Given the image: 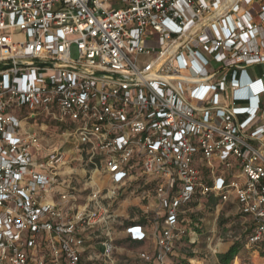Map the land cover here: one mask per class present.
I'll return each mask as SVG.
<instances>
[{
	"label": "built area",
	"instance_id": "1",
	"mask_svg": "<svg viewBox=\"0 0 264 264\" xmlns=\"http://www.w3.org/2000/svg\"><path fill=\"white\" fill-rule=\"evenodd\" d=\"M128 201L149 263L190 205L264 243V0H0V264L108 260Z\"/></svg>",
	"mask_w": 264,
	"mask_h": 264
},
{
	"label": "rangeland",
	"instance_id": "2",
	"mask_svg": "<svg viewBox=\"0 0 264 264\" xmlns=\"http://www.w3.org/2000/svg\"><path fill=\"white\" fill-rule=\"evenodd\" d=\"M111 7L119 9L124 5L111 3ZM256 70L260 72V68ZM194 207L189 206L192 211L185 213L182 225L188 232L195 233L196 242L190 244L187 237L177 242L173 253L167 256L164 264H220L218 255L224 254L234 243L241 245L239 254L233 260L234 264H264L263 250L247 246V234L250 230L248 218L236 214L230 207H223L217 213L214 203L211 202L201 204L199 208ZM118 210L121 224L113 225L116 235L113 242L115 249L110 259L102 258L100 243L103 235L94 228L84 233L85 251L81 256V264H154L140 258L141 254H148L149 257L154 255L153 238L146 243L132 245L120 237L124 226L130 223L129 219L137 223L143 221L148 224L151 232L153 221L147 220L148 215L143 212V206H136L134 201L120 204Z\"/></svg>",
	"mask_w": 264,
	"mask_h": 264
},
{
	"label": "trees",
	"instance_id": "3",
	"mask_svg": "<svg viewBox=\"0 0 264 264\" xmlns=\"http://www.w3.org/2000/svg\"><path fill=\"white\" fill-rule=\"evenodd\" d=\"M139 223H144V222L141 221ZM249 234H250V230H249L247 236ZM131 244L132 245H137V244H140V243H131ZM255 248H258L260 250H263L262 255L264 256V243H261V244L255 246ZM240 249H241V245L238 244V243H234L232 246L229 247V249L224 254L218 255V261H219V263L220 264H234V261H235L234 258L237 257V255L240 252Z\"/></svg>",
	"mask_w": 264,
	"mask_h": 264
},
{
	"label": "crops",
	"instance_id": "4",
	"mask_svg": "<svg viewBox=\"0 0 264 264\" xmlns=\"http://www.w3.org/2000/svg\"><path fill=\"white\" fill-rule=\"evenodd\" d=\"M119 213H120V210H119ZM127 225H129V224H127ZM120 237H121L123 240H125V241H127V242H129V243H132L130 240L126 239V236H125V234H124L123 232L120 233Z\"/></svg>",
	"mask_w": 264,
	"mask_h": 264
}]
</instances>
